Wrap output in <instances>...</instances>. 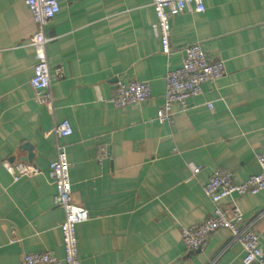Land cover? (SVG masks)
Returning <instances> with one entry per match:
<instances>
[{"label":"crops","instance_id":"1","mask_svg":"<svg viewBox=\"0 0 264 264\" xmlns=\"http://www.w3.org/2000/svg\"><path fill=\"white\" fill-rule=\"evenodd\" d=\"M56 1L59 13L45 29L50 112L34 103L29 85L37 57L28 39L36 25L25 0H0V264H21L24 254L64 256L63 213L53 204L48 169L52 131L63 120L72 128L59 140L72 195L88 215L76 227L81 264H242V249L227 231L211 233L195 252L185 249L181 231L212 213L203 187L213 171H229L238 184L259 173L264 0H203L202 14L186 8L170 19L168 57L152 29L150 0ZM192 44L222 61L225 75L202 85L187 109L173 106L171 123L160 122L166 70L179 67ZM133 81L149 85L150 99L114 107L116 84ZM102 146L109 155L98 162ZM5 162L36 173L14 181ZM232 203L254 223L264 252V190L227 197L221 206Z\"/></svg>","mask_w":264,"mask_h":264},{"label":"built area","instance_id":"2","mask_svg":"<svg viewBox=\"0 0 264 264\" xmlns=\"http://www.w3.org/2000/svg\"><path fill=\"white\" fill-rule=\"evenodd\" d=\"M155 14L152 29L159 40L160 54L170 55V19L191 7L195 13L205 11L203 0H150ZM28 11L36 25V32L28 41L34 49L37 62L29 85L33 91V101L36 105L45 107L52 112L54 98L51 87V74L47 57V45L50 42L45 35V29L59 13L56 0H25ZM60 72V71H57ZM225 75L224 63L207 59L199 44H192L183 49V57L179 67L167 69L165 73V92L163 105L156 115L160 122L171 123L173 106L187 109V101L201 95V87L206 83L220 80ZM151 97V89L146 82L133 81L128 84L118 82L111 103L116 108L142 104ZM212 110V103H207ZM52 133L56 136L55 159L49 164V179L54 187L53 204L63 213L60 226L64 256L57 259L51 252L24 254L21 264H81L78 254L76 227L88 220L86 210L75 203L69 179V162L65 147L59 142L72 135V128L67 120L56 124ZM106 147L98 148L97 160L101 162L108 157ZM259 173L250 176L243 183H235L232 174L225 169H216L203 187L205 196L212 203L210 216L189 228L181 231V240L188 252H195L207 243L211 233L217 230L227 231L232 242L237 243L243 252L242 264H264V252L260 247L259 235L254 230L253 222H245L241 210L232 203L224 209L221 202L231 196L256 195L264 190V150L255 154ZM3 167L14 181L20 177L30 176L36 170L25 164L13 165L3 163ZM199 167L192 169V175H197ZM261 216V215H260Z\"/></svg>","mask_w":264,"mask_h":264},{"label":"water","instance_id":"3","mask_svg":"<svg viewBox=\"0 0 264 264\" xmlns=\"http://www.w3.org/2000/svg\"><path fill=\"white\" fill-rule=\"evenodd\" d=\"M30 157H31V155H29L28 160H29Z\"/></svg>","mask_w":264,"mask_h":264}]
</instances>
